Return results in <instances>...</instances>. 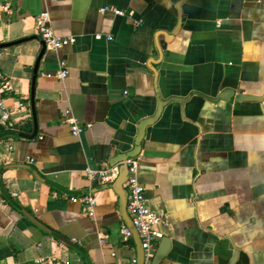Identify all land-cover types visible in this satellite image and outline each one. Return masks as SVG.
<instances>
[{
  "label": "crops",
  "instance_id": "0c3cea01",
  "mask_svg": "<svg viewBox=\"0 0 264 264\" xmlns=\"http://www.w3.org/2000/svg\"><path fill=\"white\" fill-rule=\"evenodd\" d=\"M43 12L72 44L44 45ZM0 79V264L136 258L115 180L85 171L118 175L159 103L132 158L167 219L153 255L167 238L159 264H264V0H0ZM85 195L92 218L71 201Z\"/></svg>",
  "mask_w": 264,
  "mask_h": 264
},
{
  "label": "built area",
  "instance_id": "2783aa9c",
  "mask_svg": "<svg viewBox=\"0 0 264 264\" xmlns=\"http://www.w3.org/2000/svg\"><path fill=\"white\" fill-rule=\"evenodd\" d=\"M1 8L6 9L7 6H2ZM105 10L112 9L106 8ZM116 13L120 15L122 14L120 12ZM34 33L49 50L58 51L74 42V39L71 37L66 38L54 33L50 26V17L47 12H43L36 16ZM100 38L101 36L96 37V39ZM66 76L67 72L65 69L60 70L57 75L60 80L64 79ZM7 88L6 82L3 79H0V123L8 122L11 119L10 110L4 103V95ZM19 106L21 107L22 104H19ZM69 125V130L74 137L79 136L84 130L90 128V125L79 126L76 122H69ZM126 165L128 166L129 172V177L124 184L127 192L126 210L132 221V225L135 227L138 237L141 240V246L144 251V264H149L153 256L154 247L162 237L155 228L159 225L166 224L167 219L154 213L149 208L145 197L144 187L139 183L137 178L138 162L131 159L126 161ZM85 174L90 181L99 179L103 183H111L117 177V171L113 169L97 171L87 169ZM71 201L75 204H79L89 217H94L97 201L93 195L73 197L71 198ZM121 233L125 241L132 237V234L126 225L121 226ZM41 262L45 263L46 261L42 260ZM136 262V258H133L131 259L130 264H136Z\"/></svg>",
  "mask_w": 264,
  "mask_h": 264
},
{
  "label": "water",
  "instance_id": "95a60500",
  "mask_svg": "<svg viewBox=\"0 0 264 264\" xmlns=\"http://www.w3.org/2000/svg\"><path fill=\"white\" fill-rule=\"evenodd\" d=\"M161 109H162V105L161 103H159L156 114L152 116L151 118L143 120L140 123L139 128H138V135L136 137L133 150L127 154L118 155L111 162L112 167H114L117 164H120L118 168V175L115 181L113 182V184H106L105 186H103L104 188L111 187L119 197V214L122 220L124 221L125 225L127 226V228L130 230L132 234V238L134 239V242L136 245V260H137L136 264H144V251L141 246V240L139 239L137 231L135 227L132 225V221L126 210L127 192L124 187V184L126 183L129 177L128 166L126 165V161L136 157L139 154L141 141L144 135V129L146 126L151 125L154 121H156V119L160 115ZM36 135H37V126L35 125L34 132L30 137L33 138ZM2 136L3 134L0 135V138ZM168 247H169L168 239L163 238L160 243L159 248L156 250V252L153 255L151 264H159L163 260L164 256L166 255Z\"/></svg>",
  "mask_w": 264,
  "mask_h": 264
},
{
  "label": "trees",
  "instance_id": "16d2710c",
  "mask_svg": "<svg viewBox=\"0 0 264 264\" xmlns=\"http://www.w3.org/2000/svg\"><path fill=\"white\" fill-rule=\"evenodd\" d=\"M56 237V236H55Z\"/></svg>",
  "mask_w": 264,
  "mask_h": 264
}]
</instances>
